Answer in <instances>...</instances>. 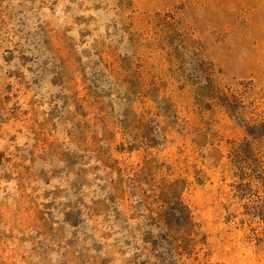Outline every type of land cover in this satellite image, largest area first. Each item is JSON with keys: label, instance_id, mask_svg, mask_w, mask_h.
<instances>
[{"label": "rangeland", "instance_id": "obj_1", "mask_svg": "<svg viewBox=\"0 0 264 264\" xmlns=\"http://www.w3.org/2000/svg\"><path fill=\"white\" fill-rule=\"evenodd\" d=\"M0 264H264V0H0Z\"/></svg>", "mask_w": 264, "mask_h": 264}, {"label": "trees", "instance_id": "obj_2", "mask_svg": "<svg viewBox=\"0 0 264 264\" xmlns=\"http://www.w3.org/2000/svg\"><path fill=\"white\" fill-rule=\"evenodd\" d=\"M164 226L166 229H171V228H169L168 224H165Z\"/></svg>", "mask_w": 264, "mask_h": 264}]
</instances>
